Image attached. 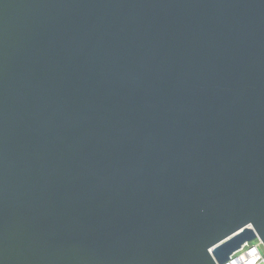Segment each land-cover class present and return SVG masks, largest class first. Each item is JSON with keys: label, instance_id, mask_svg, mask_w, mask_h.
Returning a JSON list of instances; mask_svg holds the SVG:
<instances>
[{"label": "water", "instance_id": "1", "mask_svg": "<svg viewBox=\"0 0 264 264\" xmlns=\"http://www.w3.org/2000/svg\"><path fill=\"white\" fill-rule=\"evenodd\" d=\"M264 244V0H0V264H226Z\"/></svg>", "mask_w": 264, "mask_h": 264}, {"label": "built area", "instance_id": "2", "mask_svg": "<svg viewBox=\"0 0 264 264\" xmlns=\"http://www.w3.org/2000/svg\"><path fill=\"white\" fill-rule=\"evenodd\" d=\"M226 264H264V244L259 239L247 243Z\"/></svg>", "mask_w": 264, "mask_h": 264}]
</instances>
